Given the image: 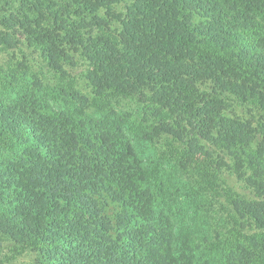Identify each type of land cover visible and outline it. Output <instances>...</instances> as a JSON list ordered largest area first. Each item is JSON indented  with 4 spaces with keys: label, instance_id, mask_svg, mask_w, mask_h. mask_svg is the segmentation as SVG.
Listing matches in <instances>:
<instances>
[{
    "label": "trees",
    "instance_id": "16d2710c",
    "mask_svg": "<svg viewBox=\"0 0 264 264\" xmlns=\"http://www.w3.org/2000/svg\"><path fill=\"white\" fill-rule=\"evenodd\" d=\"M57 1L19 0L0 19V45L24 37L59 77L45 89L17 62L0 82V244L45 250L38 264H264V0ZM65 14L97 27L92 98L65 69L86 19ZM227 94L262 115L227 116ZM119 97L151 107L133 119ZM197 136L233 164L193 148ZM165 137L176 147L151 154ZM222 168L256 195L229 199L230 230L205 210Z\"/></svg>",
    "mask_w": 264,
    "mask_h": 264
},
{
    "label": "rangeland",
    "instance_id": "374dc122",
    "mask_svg": "<svg viewBox=\"0 0 264 264\" xmlns=\"http://www.w3.org/2000/svg\"><path fill=\"white\" fill-rule=\"evenodd\" d=\"M59 1L62 3L61 0ZM60 2L58 4L61 5ZM125 6L124 4H119L114 9L119 12L124 10ZM21 8L19 0H0V19H10L11 15H20ZM64 17L69 23L78 22L81 18L86 19V21L84 19L80 20L82 29L77 30L79 32L78 38L81 40L80 43L82 45L79 44L76 46V50L70 51L71 61L65 65V69L68 74V79L75 90L88 98H92L94 94L86 80L88 61L84 54L86 45L90 43L91 39L97 33V27L91 22L89 17L87 19L85 14H82L79 19L75 15L69 14H65ZM100 17H104V12H101ZM0 30L4 31L5 27L3 25L0 26ZM16 47L15 49H9V46L4 44L0 45V82L3 81L7 84L12 81L14 74L11 72V68L14 65L16 66L17 62H26L31 66V74L38 78L45 89H47L46 86L56 87L59 77L50 69L41 51L38 48L29 47L28 42L22 36H20V44L16 43ZM7 76L8 78L4 80ZM202 89L206 90L207 87H202ZM226 96L225 114L227 116L245 120L250 119V121L255 122L262 115L249 102L242 101L233 95L227 94ZM114 103L120 113L129 114L133 119L145 118V114L149 111L148 108L151 107L148 101L137 97H119L114 99ZM193 140H191V143ZM195 140H197V143L192 145L193 148L196 145L204 146L208 151L214 152L216 158H222L225 162L233 164V156L228 151L220 150L199 136ZM257 141H260V138ZM155 142V144L151 145V154H161L166 150V145L170 144V142L172 147H176L173 144L174 139L171 138L169 142L166 137ZM251 146L254 147L255 142ZM247 151L250 152L248 149ZM239 153L242 154L240 150ZM237 197L243 198L244 200H253L256 198V195L253 189L247 187L243 181L239 180L233 174L232 170L222 168L218 176V190L211 193L205 205V210L208 212L206 216H208V219L211 218L210 222L216 224L218 221H226V227L230 230L234 224L231 222L233 212L229 204V199H236ZM205 210L203 211L204 213ZM15 247V243L8 238L5 237L2 239L0 244V264H38L40 262H46L45 250H26L19 255H14L12 250Z\"/></svg>",
    "mask_w": 264,
    "mask_h": 264
}]
</instances>
